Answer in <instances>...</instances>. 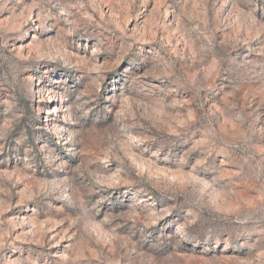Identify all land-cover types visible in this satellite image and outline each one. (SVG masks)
I'll return each instance as SVG.
<instances>
[{
	"label": "rangeland",
	"instance_id": "obj_1",
	"mask_svg": "<svg viewBox=\"0 0 264 264\" xmlns=\"http://www.w3.org/2000/svg\"><path fill=\"white\" fill-rule=\"evenodd\" d=\"M0 264H264V0H0Z\"/></svg>",
	"mask_w": 264,
	"mask_h": 264
}]
</instances>
